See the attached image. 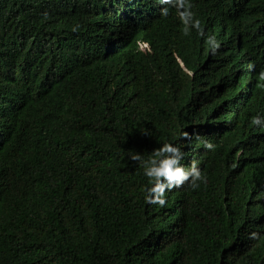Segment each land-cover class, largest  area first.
I'll use <instances>...</instances> for the list:
<instances>
[{
	"label": "trees",
	"instance_id": "obj_1",
	"mask_svg": "<svg viewBox=\"0 0 264 264\" xmlns=\"http://www.w3.org/2000/svg\"><path fill=\"white\" fill-rule=\"evenodd\" d=\"M190 3L203 36L160 0H0V264H264V0ZM164 143L206 182L160 207L131 157Z\"/></svg>",
	"mask_w": 264,
	"mask_h": 264
},
{
	"label": "clouds",
	"instance_id": "obj_2",
	"mask_svg": "<svg viewBox=\"0 0 264 264\" xmlns=\"http://www.w3.org/2000/svg\"><path fill=\"white\" fill-rule=\"evenodd\" d=\"M161 4H166L170 8L175 9L176 15L184 25L182 31L184 35H188L190 30L194 29L199 35H204V29L198 19L194 18V13L191 11L192 5L190 0H160ZM169 8L161 9V15L167 17ZM211 51L215 54L220 44L214 37H209L207 40ZM138 50L142 53H151L149 42L139 41L137 43ZM252 67V66H250ZM259 78L264 80V71H261ZM251 124L254 126H264V119L261 117H253ZM185 140H190L191 136L187 132L181 133ZM211 149L214 146L211 144L205 145ZM242 154H239L241 156ZM184 153L178 146L172 143H164L156 148L150 155L147 161L143 160L142 156L137 153L131 158L135 161H140L143 165V175L148 178V183L151 185L146 189L144 201L146 204H158L164 207L166 204V191L171 192L173 189H178L185 185L186 182L191 187H198L197 182H206V176L202 175L200 168L194 161L190 168L182 166L181 161ZM258 190L261 189V199L263 203L261 207L264 212V177L257 182ZM260 214H262L260 212ZM258 213V215H260Z\"/></svg>",
	"mask_w": 264,
	"mask_h": 264
}]
</instances>
